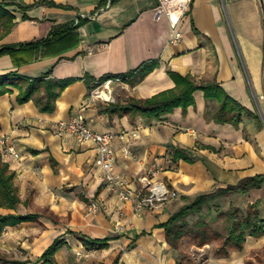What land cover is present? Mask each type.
<instances>
[{
    "label": "crops",
    "instance_id": "1",
    "mask_svg": "<svg viewBox=\"0 0 264 264\" xmlns=\"http://www.w3.org/2000/svg\"><path fill=\"white\" fill-rule=\"evenodd\" d=\"M51 1L56 5L0 0L15 15L12 30L0 34V46L44 38L56 25L85 19L76 31V47L69 48L72 41H66L57 43L54 52L20 53L19 60L34 58L20 64L11 55L0 56V76L13 70L19 74L0 85L9 90L0 95V136L8 135L22 155L0 156L16 174L20 197L16 209L0 207V215L39 214L36 222L6 226L0 232V264H39L59 236L68 243L56 253L57 264H180L165 229L156 225L201 193L264 174V4L191 0L182 22L183 38L172 44L167 16L156 15L159 0ZM148 60L159 65L135 85L121 82L116 100L103 107L91 101L81 80L66 88L53 112H41L34 100L17 103L19 78L47 72L56 79L86 73L98 78L127 72ZM168 70L198 83H218L253 115L244 113L238 125L217 122L212 115L220 103L206 99L202 90L194 92V105L177 107L160 118L108 111L131 97L148 98L174 88ZM77 113L96 131L126 132L114 140V171L128 179L131 200H122L107 185L92 143L82 145L72 135L56 134L54 124ZM126 147L131 155L124 153ZM175 151L193 161L176 158ZM159 183L166 185L169 196L148 201L152 186ZM221 200L246 209L259 202L264 218V184ZM139 201L144 204L140 212ZM35 225V231H24ZM68 231L112 239L99 248ZM246 243L261 246L264 256V235L248 236ZM216 253L211 252L205 264H239L234 252L230 259Z\"/></svg>",
    "mask_w": 264,
    "mask_h": 264
},
{
    "label": "trees",
    "instance_id": "2",
    "mask_svg": "<svg viewBox=\"0 0 264 264\" xmlns=\"http://www.w3.org/2000/svg\"><path fill=\"white\" fill-rule=\"evenodd\" d=\"M115 1V0H114ZM40 3L56 5L51 0H40ZM24 18H27L24 15ZM15 15L7 10L3 3H0V30L1 35L9 33L15 25ZM85 22V19L79 18L78 22H69L59 24L53 27L48 36L36 40L18 42L15 44H4L0 46V56L11 55L16 58L18 64L29 62L34 59L26 57L17 59V54L32 53L44 50L46 53L54 52L57 43L72 41L70 47L78 45L77 29ZM67 50V49H65ZM63 51V50H60ZM60 51L58 53H60ZM159 62L157 60H148L141 63L134 69L118 74H105L98 78L86 73L81 77H70L65 79H56L49 77L47 72L39 77L19 78L15 83L20 89L17 95V103L24 104L30 100H34L41 112H53L56 109L57 99L61 94L76 81H84L91 91L101 86L110 78H119L122 82L135 85L143 80L150 72H152ZM168 74L173 78L176 86L171 89L161 91L148 98L131 97L125 104L115 103L108 107L111 113L118 112L124 116H149L160 118L165 114L172 112L177 107L186 110L189 106L196 103L194 92L196 90L204 91L208 100H217L220 103L219 109L212 115V118L220 123H232L238 125L242 121V115H253V113L242 106L239 102L228 96L226 92L216 82L198 83L189 75H181L178 72L168 70ZM18 71L13 70L0 76V85H4L8 79L19 77ZM9 90L5 87L0 89V95L7 93ZM176 158H184L186 161L193 160L188 156L180 155L175 151ZM15 172L9 168V165L0 161V207L16 209L20 202L18 186L15 184ZM264 184V174H258L247 177L234 185L217 188L213 191L199 194L193 201L182 206L178 211L173 213L170 218L156 225L158 228H164L168 243L175 245V241L183 234L181 224L188 215L202 212V207L211 201L232 194H244L254 188H261ZM222 214V213H221ZM229 221V233L225 238L224 247L217 250V254L226 255L229 253V246L237 249H243L248 236L259 237L264 235V218L260 215V203L255 202L248 206L247 211L237 206L231 208L224 213ZM39 214L36 213H9L0 215V232L6 226H15L23 222H36ZM184 223V222H183ZM68 233L78 235V238L87 245L106 248L111 237L107 238H89L73 231ZM173 235V239L172 236ZM67 240L62 236L57 237L43 252L38 259L39 264H57L56 253L67 244ZM21 264L20 262H13Z\"/></svg>",
    "mask_w": 264,
    "mask_h": 264
},
{
    "label": "built area",
    "instance_id": "3",
    "mask_svg": "<svg viewBox=\"0 0 264 264\" xmlns=\"http://www.w3.org/2000/svg\"><path fill=\"white\" fill-rule=\"evenodd\" d=\"M191 0H159V5L156 10V15H166L170 26V38L169 41L172 44L180 42L183 38L182 22L185 15L190 10ZM120 80L119 78H110L104 85L110 92V85L114 81ZM55 132L58 136L64 137L66 135L74 136L77 141L84 145L92 143L97 150L96 163L100 171L104 173L105 181L110 189L117 192L122 200H131L133 198V192L130 188L129 181L121 174H117L114 171L117 153L114 148V140L116 136H124L126 132L113 133L111 131L100 132L94 130L83 114L77 113L69 119L59 120L54 124ZM126 155H131V151L128 147L124 149ZM0 156L14 158H22V155L15 148L8 135L0 136ZM155 173H153V176ZM146 180V178H144ZM150 184V180L147 182ZM152 185V184H151ZM170 194L169 189L165 184H154L151 189V194L147 199L150 202L154 200H164ZM143 201H139L136 205V210L140 212L143 207ZM96 207V204H93Z\"/></svg>",
    "mask_w": 264,
    "mask_h": 264
},
{
    "label": "rangeland",
    "instance_id": "4",
    "mask_svg": "<svg viewBox=\"0 0 264 264\" xmlns=\"http://www.w3.org/2000/svg\"><path fill=\"white\" fill-rule=\"evenodd\" d=\"M121 82V80L114 81L110 85L111 99L109 100H104L97 96L99 90L104 89L108 91L104 84L94 88L89 93L91 101L96 102L100 107L115 101L116 92ZM232 205L233 204L230 205L229 202H224L219 198L216 201H211L209 204L204 205L201 213H192L183 221H179L183 234L175 241V245H171V248L174 250L176 259L180 264H205L211 252L213 253L214 251L215 254L218 249L224 247L225 238L229 233L230 225L224 213L227 212ZM242 210L245 212L247 211L246 208H242ZM50 218L54 219L55 217L51 214ZM24 229L25 232L35 231V229H38V225L26 227ZM171 237L173 239V235ZM248 249L249 252H247ZM232 253L238 254L236 258L239 264H264L262 247L256 246V244L249 243L248 245L245 243L243 249L229 246V253L227 256H222L217 253L216 256L228 257L230 259Z\"/></svg>",
    "mask_w": 264,
    "mask_h": 264
},
{
    "label": "bare ground",
    "instance_id": "5",
    "mask_svg": "<svg viewBox=\"0 0 264 264\" xmlns=\"http://www.w3.org/2000/svg\"><path fill=\"white\" fill-rule=\"evenodd\" d=\"M97 96L103 98L104 100H109V99H111L110 92H108V91H106V90H104V89L99 90V91L97 92Z\"/></svg>",
    "mask_w": 264,
    "mask_h": 264
},
{
    "label": "water",
    "instance_id": "6",
    "mask_svg": "<svg viewBox=\"0 0 264 264\" xmlns=\"http://www.w3.org/2000/svg\"><path fill=\"white\" fill-rule=\"evenodd\" d=\"M262 3L264 4V0H262Z\"/></svg>",
    "mask_w": 264,
    "mask_h": 264
}]
</instances>
